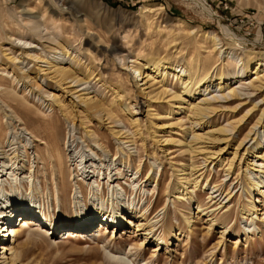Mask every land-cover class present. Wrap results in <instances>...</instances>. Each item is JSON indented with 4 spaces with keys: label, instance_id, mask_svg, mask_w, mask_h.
<instances>
[{
    "label": "rangeland",
    "instance_id": "1",
    "mask_svg": "<svg viewBox=\"0 0 264 264\" xmlns=\"http://www.w3.org/2000/svg\"><path fill=\"white\" fill-rule=\"evenodd\" d=\"M206 1L215 14L212 16L214 18L201 13L189 0H0V68L3 66V69H0V136L5 150L4 154L0 152V164H3V168L5 164V168H2L5 175L0 178V201L15 204H21L25 200H31L33 203L45 201L46 204V201H49L50 214L52 215V210L55 213L59 210L57 221L67 227L74 225L82 212H95L96 207L112 211L113 208L134 204L137 208L150 209V217L164 204L167 208L163 218L162 215L159 217L162 218L158 223L160 228L155 233L161 235L166 242L160 251H154L152 244L142 245L141 236H133L128 230L130 227L118 232L112 242L111 232L108 238L100 235L96 240L99 230L103 231L101 219H98L95 225L87 230V236L64 234L65 230L60 229L48 240L35 237L39 245L33 248L27 264H264V211H256L258 217L255 221L260 226L259 232L256 230L255 234H243V228L249 225L250 219L242 216L241 209L246 208L248 195L244 189L246 178L238 168L244 167L243 159L248 155L244 153L240 166H237L238 161L235 162L236 172L231 177L230 174L226 175L223 169L218 170L213 163L205 162L202 155L193 156L190 160L185 146L179 142L182 140L183 130L173 124L181 119L182 127L189 125L183 109L173 114L166 113V101L171 97L172 91H180L178 84L169 77L167 87L171 89L167 97L150 102L148 97L137 94L136 85L133 83V70H130V67L124 69L125 66L122 65L124 57H127V60L131 59V56L143 58L149 53H159L160 56H167L170 61L184 66L187 61L193 65L197 57L203 58L206 55L202 46L209 45L208 40L203 42L199 39L205 31H215L226 43L227 39L218 25L219 20L232 28L239 37L248 40L245 49H241L240 45L233 47L240 58L245 60L247 50L254 55H264V0ZM24 4L36 9L29 12L30 14L42 17L41 27L45 21L50 27V32H53L52 35L67 39L70 51L79 56L80 63L88 64L85 71L90 73V78H87V83L77 86V89L89 88L88 91H92L90 95L101 99L111 109V114L117 122L110 123L106 116L100 120L98 114H93L83 103H79L76 95L84 90L75 95L63 94L57 87L51 89L46 86V81H41L42 79L40 83L43 90L30 85L25 88L28 79L19 78L22 76L20 67L23 66V70L29 73L36 67L35 63H13L6 60L8 56L17 55L20 51L12 46V43L21 44L23 41L29 42L27 39H30L26 21L28 17L26 12L22 11ZM146 4H152L156 8L161 5L163 9L143 12ZM178 19L198 29L195 34L198 38L197 45L194 40L182 37L183 32L178 28L184 26L175 25ZM38 54L45 56L43 50L38 51ZM218 70L224 74H233L236 66H222L221 63ZM46 80L52 84L48 78ZM231 81L234 82V79ZM45 88L48 91H44ZM7 91L22 105L27 104L33 115H24L15 106L17 101L10 102L12 100L7 97ZM255 93L253 92V95ZM55 94H60L64 103L71 105L73 113L70 114L68 110L63 112L54 103L52 107H48ZM135 101L138 102L137 106ZM253 103L260 105L262 101L260 98H248L241 111L234 113L233 110H227L230 111L229 120L233 115L238 118L245 113L247 104L250 107ZM123 108L135 112L138 126L129 123ZM259 113L255 108L242 131L231 132L225 142L226 153L231 151L230 147L227 149L228 143L231 146L235 141L243 140L244 147L242 144L237 153L240 156L244 148L253 142L250 137L254 136L264 144L263 128L260 124L252 127ZM36 117L43 120L52 118L54 123L61 126L62 142L65 141L62 147L65 154L69 152L68 161L66 159L68 163L66 162L64 169L65 179L63 182L59 178L56 179V183L61 184L60 201L55 198V178L49 175V169L37 159L38 154L45 156L46 144L52 143V140L45 144L43 135L46 131L34 120ZM226 117L224 112H218L214 116L213 125L224 126L227 123ZM123 126L129 131L139 128L144 138L143 143L140 135L135 137V146L121 143L108 131L110 127L118 129ZM50 129L48 131H52ZM91 130H96V134L99 132L98 139L96 135L88 136ZM147 130L155 132L154 139ZM35 135L37 141L34 140ZM165 139L173 141L166 142ZM106 140L111 144L109 149L105 147ZM221 146L225 145L221 143ZM81 154L84 155L83 158L80 157ZM222 156L224 158L225 155ZM84 160H87V169L95 170L93 177L88 180L92 174L90 173L86 180L90 186L93 185L92 189L77 180ZM181 161L185 164L192 161L199 169L198 173H202L199 178L201 185L196 187L190 200L186 199L188 194L183 200L173 198L181 177ZM30 167L35 168L34 174L29 172ZM136 168H140L142 174L133 182L136 178H133ZM108 177H111L112 181L109 187L106 183ZM215 181L224 189L221 199L226 190L231 191L233 195L229 204L230 230L223 236L220 235L219 229V224L225 217L222 215L223 209L214 213L217 217L212 226H209L207 217L197 214L196 209L197 203L209 209L216 207L217 204L207 199ZM185 192L186 190L183 194ZM226 200L224 198L223 202ZM255 201L259 209H264L260 198L256 196ZM18 214L19 212L15 213L13 218H17L16 225L20 227ZM50 214L46 213L47 221L52 219ZM183 215L190 217L189 224L184 222ZM27 226L32 227L33 223L28 221ZM178 227L182 234L179 240L172 242L169 238L172 233L178 232ZM111 230L112 228L109 231ZM26 236L19 241H23ZM237 236L239 242L235 239ZM2 252L0 248V255ZM119 257L124 258V262L118 261ZM14 264L22 263L16 261Z\"/></svg>",
    "mask_w": 264,
    "mask_h": 264
},
{
    "label": "bare ground",
    "instance_id": "2",
    "mask_svg": "<svg viewBox=\"0 0 264 264\" xmlns=\"http://www.w3.org/2000/svg\"><path fill=\"white\" fill-rule=\"evenodd\" d=\"M189 2L191 5H195L201 13L211 17L215 15L206 0H189ZM143 9V12H152L163 9V6L160 5L156 8L152 4H146ZM22 11H24V13L26 12V16L28 17L26 18V21L28 24L27 29L29 31L30 39H27L29 42L23 41L21 44L12 43V46L16 47L20 51L17 55L13 54L8 56L6 60L13 63H23L24 61L26 64L29 62L35 63L36 67L29 73L23 70V66L20 67L22 76L19 75V78L28 79L26 81L27 84H25V88L27 89L28 85H30L31 87L35 86L37 89L43 90L40 83V80L42 79L41 81H46V86L51 89L57 87L63 94L71 93V95H75L78 91L84 90L82 93L76 95L79 103H83L87 110L93 111V114H98L100 120L106 116V119L111 121L110 123L117 122L111 114V109L101 99L95 97L94 95H90L92 91H88L89 88L83 87L77 89V86L87 83V80H89L87 78L90 76V73H86L88 64L82 65L80 63L81 59H79V56H76L72 51H70L69 41L62 37L57 38L53 36V32H50V27L46 25L44 20H42L44 21V25L41 27L40 19L42 17H39L37 14L29 13L36 11V9L30 8V6L24 4ZM218 23L222 34L225 39H227L226 43H224L222 38L219 37L215 31H205L199 39L203 40V42L208 40L209 45L202 46L204 47L206 55L203 58L197 57L198 59L196 58L193 65H191L188 61L186 66L177 62H172L167 58V56H160L159 53H149L143 58L131 56V59L129 60H127V57H124L122 65L125 66L124 69L130 67V70H133L134 77H132L133 83L136 85L137 94L141 97H148L150 102L161 98L164 100V98L167 97L166 95L171 89L167 87L169 77L178 84L180 91H172L170 94L171 97L166 101L168 108V112L166 113L173 114L183 109L182 112L185 113L187 121H189V125L187 127H182L183 124L181 119L173 124L183 130L182 140L179 142L185 146V150L190 155V160H192L193 156L202 155L205 162L208 161V164L213 163V165L218 167V170L223 169V171L226 172V175L230 174L231 177V175L236 172L235 162L238 161L237 166H240L244 153L246 156L248 155L246 159H243L244 167L240 166L238 168V171L244 173V177L246 178L244 189L248 195L247 206L246 208L242 207L241 209L242 216L246 219H250L249 225H245L246 227L243 228V234H255L256 230H258V232L260 230V226L255 221L258 217L256 211H264L263 208L259 209L257 207L255 201V197L257 196L261 199L262 205L264 204V144L259 141L257 136L250 137V140H253V142L249 146L245 147L244 151L239 156L237 153L238 149L243 144V140L235 141L231 144V146L228 143L227 149L230 147L231 150L228 153H226L227 150L225 148L227 143L225 142L228 141V138L233 130L238 133L242 131L245 122L253 115L255 108H257V111L260 113L252 127L254 128L257 124H260L264 133V55H254L247 50V57L245 60L240 58L239 54L233 47L240 45L241 49H245L244 47L248 44V40L244 37H239L232 28L222 21L219 20ZM175 25L178 27L183 25L184 27L178 28L181 32H183L182 37L194 40L196 45L198 44V38H196L197 35H195L198 32L196 27H190L187 22L184 23L181 19H178ZM173 40L175 41L176 39ZM41 50L45 52L44 57H41V55L38 54V51ZM220 52H222V55H220ZM223 53L226 54L223 55ZM220 58L222 59L220 60V63H218ZM129 63L131 64L129 65ZM221 63L222 66L235 65L236 71L233 74H224L223 71L218 70V66ZM0 69H3V66ZM90 69L91 68H89V70ZM125 74L128 76L127 72H125ZM243 75L246 76L244 77ZM47 78L56 86L47 82ZM232 79H234V82L231 81ZM139 81L142 83H139ZM156 84L158 85L154 87ZM44 91L48 90L45 88ZM253 92L256 93L253 95ZM6 94L8 95L7 97L12 100L10 102H13V100L15 102L17 101L16 97L10 92L7 91ZM252 97L260 98L262 103L260 105L253 103L250 107L249 104H247L245 113L241 114L238 118H235L237 116L232 114V119L229 120L230 116H228V114L230 111L227 110H233V112L235 111L234 113H236L237 110L241 111L242 108L245 107L244 105H246L247 99H251ZM53 103L56 104L58 108L63 110V112L68 110L70 114L73 113L71 105L65 104L60 94L53 97V99L49 102L48 107H52ZM137 103L138 102L135 101V106H137ZM26 105L27 104L22 105V103L18 101L15 104V106L24 113V115H33L31 113V108ZM7 106L11 107V105ZM221 108H224V110ZM123 110L129 118V123L138 126V120L134 117L135 112L126 108H123ZM218 112H224L225 117L227 115V123L224 126L213 125L214 116ZM34 120L41 124L43 131H46L45 135H43V138L46 141L45 144L52 140V143L46 144L45 156L38 154L37 159L43 163L46 169H49V175L55 178V180H53V183L57 187L55 198L60 201L61 184H57L56 179L59 178L62 182L64 181V169L66 167L69 154V152L65 154L62 147V143L65 145V141L62 142V129L59 124L52 121V118H49V120H43L36 117ZM50 128L52 131H48ZM95 131L96 130H91L88 136L96 135L98 139L99 132L96 134ZM108 131L117 137L121 143H129V145L135 146V137L139 135L141 136L140 140L142 143L144 141L139 128L129 131V129H126V126L118 129L110 127ZM147 131L154 139L155 132H151L149 130ZM253 133H255V131ZM36 135L34 140L37 141L38 139L36 138ZM164 141L172 142L173 140L165 139ZM2 142L3 141L0 136V152L1 154H4L5 150H3L4 146ZM221 143L225 146L222 147ZM69 146L70 145H68V147ZM105 147L108 149L111 148L109 140L105 141ZM242 147H244V144ZM69 151H71V149ZM223 154L225 155L224 158L222 156ZM83 156V154L80 155L82 158ZM237 156H239V158H237ZM70 157L73 158L71 155ZM1 158L3 159L4 156H1ZM86 162L87 160H84V165L81 168V174L77 180H80L83 184L90 186L89 182L86 180L90 173L92 174L88 180L93 177L95 170L94 168L87 169V166L85 165ZM90 165V168H92L93 164L91 163ZM179 166H181V169L179 170L181 172V177L176 186V191L173 193V198L176 200H183L188 194L186 199L190 200L192 199L191 194L194 192L196 187L201 185L199 183V178L202 173H198L199 169H197L192 161L187 164L181 161ZM31 167L29 168V172H33L34 174L35 168ZM2 168L3 164H0V178L5 175L2 173L5 168V164L4 168ZM137 173H139V175H137ZM141 174L142 170L140 168H136L133 174V178H136L133 182L139 179ZM147 174H149V172H147ZM108 179H110V183H108ZM108 179L106 183L109 187L112 181L111 177H108ZM211 180L212 178L210 181ZM90 188L92 189L93 185L90 186ZM184 190H186L185 194H183ZM223 191L224 189L220 186V184L216 181L213 182L207 199L209 202L217 204L216 207L209 209V207H201L198 203L196 205L197 214L207 217L209 226L215 224L217 214L214 213L218 209H223L222 215H225V217L219 224L221 236L230 230V226L228 225V216L230 213L229 204L233 197L232 192L226 190L224 197L221 199ZM224 198L227 199L225 202H223ZM46 202L47 204L45 201L44 203H33L31 200H25L21 204H15L10 201H0V248L3 250L0 255V264H14L16 261L21 262L22 264H27L31 257L33 248L39 245V241H35V237H41L43 240H48L49 237H52L60 229L65 230L64 234L75 233L78 235L85 234V236H87V230L93 227L98 219H101L100 225H102L103 231L100 232L101 230H99L96 240H98L100 235L108 238V235L111 232L110 241L112 242V240L116 238L118 232L130 227L128 230L132 232V235H140L142 245L146 246L147 244H152L154 251H160L163 244L165 245L166 243L165 239L162 238L161 235L155 234L160 228L158 223L163 218L167 210L165 204L157 212L153 213L154 215L152 217H150L152 213L150 209H147L146 207L137 208V205L134 204L132 206L130 204H125L126 206L116 209L113 208L112 211L96 207L95 212H82L81 215L77 214L78 221L74 225L67 227V225L64 226L63 224H59L57 221L60 216L59 210L57 213L52 210L51 215L49 211V201ZM17 212H19L17 216L19 218L20 227H18V224L16 225L17 218H13V215ZM47 212H49L50 217L52 218L50 221H47L45 217ZM161 215L162 218L159 219ZM183 218L184 222L189 224L190 217L183 215ZM28 221L33 223L32 227L27 226ZM122 224L126 225L124 226ZM8 227L13 228L14 233L13 239L11 238L10 240L9 235L5 233ZM133 227H135V229H133ZM111 228L112 230L109 231ZM177 231L178 232L174 234L172 233L169 238L172 242L180 239L182 231L179 227L177 228ZM25 233L28 235H24ZM23 236H26L25 239L23 241H19V239L23 238ZM235 239L239 242L238 236ZM118 261L124 262V258L119 257ZM133 264L135 263L133 262Z\"/></svg>",
    "mask_w": 264,
    "mask_h": 264
}]
</instances>
